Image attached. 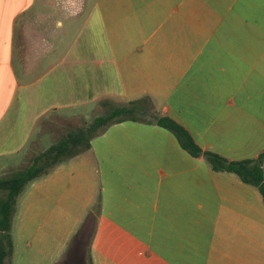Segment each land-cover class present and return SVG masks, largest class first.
Here are the masks:
<instances>
[{"label":"crops","instance_id":"crops-1","mask_svg":"<svg viewBox=\"0 0 264 264\" xmlns=\"http://www.w3.org/2000/svg\"><path fill=\"white\" fill-rule=\"evenodd\" d=\"M143 98L149 119L21 192L4 264H264L260 190L153 117L230 160L264 151V0H0V179L45 117Z\"/></svg>","mask_w":264,"mask_h":264},{"label":"trees","instance_id":"trees-1","mask_svg":"<svg viewBox=\"0 0 264 264\" xmlns=\"http://www.w3.org/2000/svg\"><path fill=\"white\" fill-rule=\"evenodd\" d=\"M147 98L130 101L124 105H111L105 113L97 115L82 127L69 130L57 142L32 157L29 164L0 179V189L6 195L0 198V264L12 253L11 224L18 196L34 180L49 174L59 164L91 148L92 140L109 126L125 120H140L139 114L152 113L144 108ZM108 102V101H107ZM104 101V104H107ZM156 123L173 132L181 146L191 155L203 156L216 171L237 174L244 182L255 185L264 198V151L256 158L230 160L216 152L203 150L180 123L167 115L153 116Z\"/></svg>","mask_w":264,"mask_h":264},{"label":"rangeland","instance_id":"rangeland-1","mask_svg":"<svg viewBox=\"0 0 264 264\" xmlns=\"http://www.w3.org/2000/svg\"><path fill=\"white\" fill-rule=\"evenodd\" d=\"M113 102V105H124L127 104V101L120 100V101H111ZM111 102H107V104L102 105L97 110L96 114H93V112L87 113L85 116L86 118H71V119H63L59 117L58 115H49L45 117L39 124V133L37 134V138L33 143H31L29 150H28V156H25V164L26 166L29 164L30 160L33 156H35L37 153L43 151L48 146H50L52 143L57 142L63 135H65L69 130L77 127H82L85 124L91 122L96 115L103 114L108 109V105L111 104ZM107 106V107H106ZM111 106V105H110ZM109 106V108H110ZM139 117L141 119H149V114H139ZM86 152V151H85ZM87 153V152H86ZM83 154V153H82ZM81 155V154H80ZM86 155V154H85ZM10 175V174H8ZM2 190V189H0ZM6 195V191L2 190L0 194V198L4 197Z\"/></svg>","mask_w":264,"mask_h":264}]
</instances>
